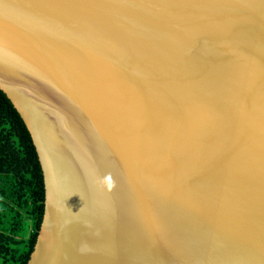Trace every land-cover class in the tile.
<instances>
[{
  "label": "water",
  "instance_id": "water-1",
  "mask_svg": "<svg viewBox=\"0 0 264 264\" xmlns=\"http://www.w3.org/2000/svg\"><path fill=\"white\" fill-rule=\"evenodd\" d=\"M0 91L27 264H264V0H0Z\"/></svg>",
  "mask_w": 264,
  "mask_h": 264
},
{
  "label": "trees",
  "instance_id": "trees-1",
  "mask_svg": "<svg viewBox=\"0 0 264 264\" xmlns=\"http://www.w3.org/2000/svg\"><path fill=\"white\" fill-rule=\"evenodd\" d=\"M43 201L42 173L30 136L0 91V264H27Z\"/></svg>",
  "mask_w": 264,
  "mask_h": 264
},
{
  "label": "clouds",
  "instance_id": "clouds-1",
  "mask_svg": "<svg viewBox=\"0 0 264 264\" xmlns=\"http://www.w3.org/2000/svg\"><path fill=\"white\" fill-rule=\"evenodd\" d=\"M111 186V185H110Z\"/></svg>",
  "mask_w": 264,
  "mask_h": 264
}]
</instances>
